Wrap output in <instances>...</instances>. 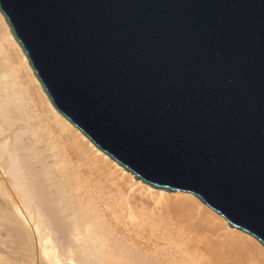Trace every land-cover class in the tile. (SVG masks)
Returning a JSON list of instances; mask_svg holds the SVG:
<instances>
[{
  "label": "water",
  "instance_id": "obj_1",
  "mask_svg": "<svg viewBox=\"0 0 264 264\" xmlns=\"http://www.w3.org/2000/svg\"><path fill=\"white\" fill-rule=\"evenodd\" d=\"M0 13L96 148L264 246V0H0Z\"/></svg>",
  "mask_w": 264,
  "mask_h": 264
},
{
  "label": "bare ground",
  "instance_id": "obj_2",
  "mask_svg": "<svg viewBox=\"0 0 264 264\" xmlns=\"http://www.w3.org/2000/svg\"><path fill=\"white\" fill-rule=\"evenodd\" d=\"M1 214L32 263L264 264L253 236L192 193L135 180L68 122L0 13Z\"/></svg>",
  "mask_w": 264,
  "mask_h": 264
},
{
  "label": "rangeland",
  "instance_id": "obj_3",
  "mask_svg": "<svg viewBox=\"0 0 264 264\" xmlns=\"http://www.w3.org/2000/svg\"><path fill=\"white\" fill-rule=\"evenodd\" d=\"M32 94L34 97H37L36 94L35 95H34V93H32ZM59 149L63 150L62 147H59ZM126 190L129 191L130 189L126 187ZM138 192H140V191L137 190L135 192L136 194L134 193V195L136 197H140V193L138 194ZM171 193H173V192H171ZM184 193H188V192H184ZM0 216H2V214ZM7 221H8V219H5V218L1 219V217H0V257H1L0 259H1V262H3L2 264H21L24 261L27 264H30V263L31 264H34V263L40 264L39 258L36 259V262H34V263L31 262L32 259L36 257L35 251L28 249L29 252L27 253L28 247H27L26 240L24 239V238H26V236H23L24 235L23 232L18 231L16 229L14 230L12 227L10 228L9 222H7ZM22 248H23V250H22ZM24 249H26V252ZM21 260H23V262Z\"/></svg>",
  "mask_w": 264,
  "mask_h": 264
}]
</instances>
